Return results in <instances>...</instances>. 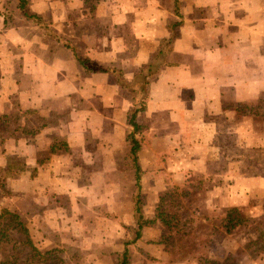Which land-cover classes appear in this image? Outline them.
Instances as JSON below:
<instances>
[{
  "label": "crops",
  "instance_id": "0c3cea01",
  "mask_svg": "<svg viewBox=\"0 0 264 264\" xmlns=\"http://www.w3.org/2000/svg\"><path fill=\"white\" fill-rule=\"evenodd\" d=\"M26 1L43 24L17 12L15 26L0 33V214H17L42 255L81 241L94 264H119L137 224L124 221L134 226L125 229L87 213L116 214L124 202L135 214L136 184L123 185L136 173L128 141L134 93L116 74L88 72L62 40L128 84L157 65L137 118L142 180L162 178L164 162L173 178L230 176L233 166L220 174L221 162L264 155V0ZM101 191L112 196H91Z\"/></svg>",
  "mask_w": 264,
  "mask_h": 264
},
{
  "label": "rangeland",
  "instance_id": "374dc122",
  "mask_svg": "<svg viewBox=\"0 0 264 264\" xmlns=\"http://www.w3.org/2000/svg\"><path fill=\"white\" fill-rule=\"evenodd\" d=\"M4 2L10 19L7 27L0 29V33L15 26L18 12L16 0ZM259 109V118L264 120V100L259 104ZM0 135H3L2 127ZM230 143L227 148L229 155L235 156L237 149ZM261 152L259 150L257 153H243V162L235 165L231 162H221L220 174L221 171L231 172V165L233 166L235 171L232 169L233 172L228 173L230 176L210 178L188 171L184 176L173 178L170 176L176 173L172 172L170 163L164 162L161 163L162 178H143L145 192L142 193V202L148 222L146 228H152L150 234L155 240L150 236L149 241H143V245H132L130 249L134 252L131 264H264V178L261 177L264 176V155ZM20 161L21 159L17 163ZM19 164L22 165V162ZM132 182L134 188V176L123 179L124 186L132 188ZM2 183L1 179L0 185ZM158 187H161V193H155L154 190L158 191ZM166 194L164 208L174 216H181L180 221L171 222L175 224V229L171 232L161 222H153L157 209H154V201L159 199L158 206L160 197ZM91 196L96 199L100 197L101 200L112 195L101 191ZM81 198L83 204L88 202V195L83 194ZM91 200L93 201V198ZM127 207L123 202L116 214L101 208L99 211L88 210L87 213L93 216V221L98 220L102 214L104 217H114L125 229H132L134 226H126L124 221L127 224L130 220L131 224L135 223L136 215L134 210ZM232 209L237 211L230 214L229 210ZM228 214L231 217L239 215L243 219L231 233H226L224 228ZM24 219L27 221L26 216ZM130 234L132 236L131 230L129 237ZM76 245L71 249L64 247L53 250L55 253L50 256L52 260L47 264H55L59 260H62V264H94L96 259L93 261V258L88 256V250H82V242L78 241ZM20 251V259L32 254L26 248ZM31 264H37L35 259Z\"/></svg>",
  "mask_w": 264,
  "mask_h": 264
},
{
  "label": "trees",
  "instance_id": "16d2710c",
  "mask_svg": "<svg viewBox=\"0 0 264 264\" xmlns=\"http://www.w3.org/2000/svg\"><path fill=\"white\" fill-rule=\"evenodd\" d=\"M16 7L19 14L25 19L33 21L38 25L43 24V20L39 16L29 12L28 3L26 0H16ZM44 29L48 35L59 40L58 35H56L54 30H52L48 25H44ZM62 43L66 48L73 52L76 61L88 72H111L116 74L120 84L127 86L134 93L133 107L128 114V124L133 128V132L128 136V141L130 143L131 155L136 171L135 215L137 218V224L132 230L133 240L126 242L124 252L120 256L119 262V264H131L132 256L129 248L143 238L144 230L148 223L143 212V171L138 157V154L142 148V144L141 139L137 137L139 131H141V127L137 122V118L138 114L145 108V104L149 97L150 78H152L158 71L156 67L157 65H150L143 68L141 74L136 78V80L132 84H128L122 78L121 73L116 69L111 70L105 68L104 66L98 65L91 61L89 58L83 57L76 46L69 41L62 40ZM166 44H168V42ZM164 47L166 48V45H164ZM162 54H164V50H162ZM5 120L6 119L4 117L0 118V121ZM166 196L167 194L160 197V203L156 209L155 221L153 222H161L165 228L171 232L175 229V224L173 225L171 222H173V220L180 221L181 216H174L170 211L167 210V208H164ZM236 211L237 210L232 209L229 210V213L231 214ZM230 214H228V221H226L227 223L224 225L226 233H231L233 229L237 228V226L243 222V219L239 215L231 217ZM24 248L29 250L32 254L30 256L27 255L24 259H20V249ZM0 252L6 257V260L0 261V264H31L33 263L34 259L37 264H47L50 262V259L52 260L50 256L55 253L54 251H51L42 255L40 251L34 246L29 231L21 222L20 217L9 210H3L0 214ZM29 258L31 260H29ZM55 264H62V260L55 262Z\"/></svg>",
  "mask_w": 264,
  "mask_h": 264
},
{
  "label": "built area",
  "instance_id": "2783aa9c",
  "mask_svg": "<svg viewBox=\"0 0 264 264\" xmlns=\"http://www.w3.org/2000/svg\"><path fill=\"white\" fill-rule=\"evenodd\" d=\"M10 19L4 0H0V29L6 28Z\"/></svg>",
  "mask_w": 264,
  "mask_h": 264
}]
</instances>
